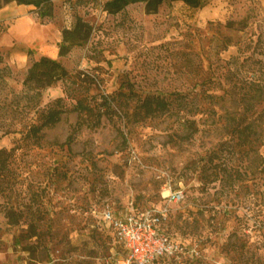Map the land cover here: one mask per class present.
<instances>
[{"label":"rangeland","instance_id":"obj_1","mask_svg":"<svg viewBox=\"0 0 264 264\" xmlns=\"http://www.w3.org/2000/svg\"><path fill=\"white\" fill-rule=\"evenodd\" d=\"M106 1L52 17L61 36L78 16L93 30L85 46L58 54L70 76L39 97L24 80L40 45L24 62L12 58L22 46L0 47V264H121L124 247L92 209H147L170 187L185 198L165 229L183 251L162 264H264V146L233 135L240 123L255 127L251 141L264 136L260 2L174 1L154 14L135 3L112 15ZM149 96L168 110L147 114ZM59 108L58 123L30 131Z\"/></svg>","mask_w":264,"mask_h":264},{"label":"trees","instance_id":"obj_2","mask_svg":"<svg viewBox=\"0 0 264 264\" xmlns=\"http://www.w3.org/2000/svg\"><path fill=\"white\" fill-rule=\"evenodd\" d=\"M174 1H182L188 7L190 6L192 8H202L207 2V0H108L104 3V10L112 15H115L124 11L125 8L130 6V4L144 3L147 12L154 14L160 10L159 8L162 4ZM12 2H17L18 4L24 5H34L37 9L36 12L39 14L41 19L52 17L54 14L52 0H0V9L8 4H11ZM92 30L93 27L90 25V23L82 19V17H77L73 27L65 28L62 31V39L59 46V56H67L75 46H85L89 42V39L92 35ZM31 52L32 51H29V54H31ZM69 76V71H67L60 59H53L49 56L42 55L41 58L35 60L29 67L28 74L24 80V86L29 91L30 97L35 98L41 96L45 88L53 87L59 81L66 80ZM105 103L109 105L111 100L107 99L106 97ZM141 107L147 114L151 115L157 114V111L168 110L169 104L165 98L149 96L142 102ZM253 108L251 107V109ZM77 109H79L80 112L87 111L89 113V111H92V107L86 106L82 102L78 103ZM61 113V108L44 111L42 114V124L32 126L30 131H32L35 136H39L41 130L44 129L45 126H51L59 122ZM260 115L262 118H264V110L260 113ZM253 134H257V132L255 127L251 124L244 127L238 123L233 132V135L238 137L239 142H241L243 146L250 147L251 145L250 150L263 147L264 136L257 135L255 138H252L251 141L250 138ZM5 154L6 150L1 149L0 170L1 168L4 169L7 167L8 155L6 156ZM165 231L167 230L165 229ZM33 236H36L35 233H33ZM246 246L247 245H242V248L245 249Z\"/></svg>","mask_w":264,"mask_h":264},{"label":"built area","instance_id":"obj_3","mask_svg":"<svg viewBox=\"0 0 264 264\" xmlns=\"http://www.w3.org/2000/svg\"><path fill=\"white\" fill-rule=\"evenodd\" d=\"M184 198L183 189L170 187L165 190L161 205L132 208L121 214L107 205L103 209L94 207L91 213L114 232L117 242L124 247L125 257L121 264H162L183 251L165 227L172 205Z\"/></svg>","mask_w":264,"mask_h":264},{"label":"crops","instance_id":"obj_4","mask_svg":"<svg viewBox=\"0 0 264 264\" xmlns=\"http://www.w3.org/2000/svg\"><path fill=\"white\" fill-rule=\"evenodd\" d=\"M256 1L260 2L264 11V0ZM82 2L83 0H52L54 7V14L52 17L57 14L60 15L61 12L63 15L68 14L72 8L69 4L73 3V5L78 6V4H81ZM36 10L37 9L34 5L18 4L17 2H12L0 9V25L5 24L8 28L7 34L0 35V47L5 46L7 48H12L15 45H19L26 50V52L25 50L21 51L22 49H16L13 51L12 58L14 60L16 59L23 62L27 61L29 58V51H32V49L35 48L34 45H32L34 43H38L40 45L41 51L39 54H36L39 55L40 58L42 55H45L53 59H59V47L57 46V48H53L51 44L55 40L57 43H61L60 41L62 36L60 34L59 27H57V19L54 20L52 17H46L47 22L41 24V18ZM42 27H54L58 31L56 37L47 36L43 38H35L33 36L34 30ZM105 227L106 229L108 228V230H110V232L115 236L114 232L108 226L105 225ZM124 257L125 255L122 259Z\"/></svg>","mask_w":264,"mask_h":264}]
</instances>
